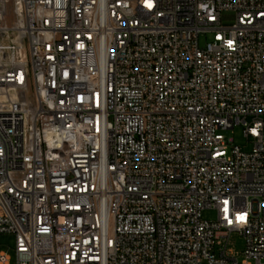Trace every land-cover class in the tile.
I'll use <instances>...</instances> for the list:
<instances>
[{"label": "built area", "instance_id": "built-area-1", "mask_svg": "<svg viewBox=\"0 0 264 264\" xmlns=\"http://www.w3.org/2000/svg\"><path fill=\"white\" fill-rule=\"evenodd\" d=\"M7 5L0 264H264V0Z\"/></svg>", "mask_w": 264, "mask_h": 264}, {"label": "rangeland", "instance_id": "rangeland-1", "mask_svg": "<svg viewBox=\"0 0 264 264\" xmlns=\"http://www.w3.org/2000/svg\"><path fill=\"white\" fill-rule=\"evenodd\" d=\"M15 2L16 0H8L7 12L8 19L10 21L15 20ZM227 20H232V17H227ZM211 36L209 40H211ZM202 45H205V40L203 39ZM227 142L232 146H239L245 152H250L252 150L253 144L247 140L244 135V129L241 126H237L234 130L224 132ZM231 140L233 142L231 143ZM218 218L217 212L215 210H206L203 212V219L209 222H215ZM15 249V238L9 235H0V253L8 252L11 255L14 254ZM229 250H231L235 257L242 262L245 259L244 252L246 250V244L244 238L239 233H234L230 238Z\"/></svg>", "mask_w": 264, "mask_h": 264}, {"label": "snow or ice", "instance_id": "snow-or-ice-1", "mask_svg": "<svg viewBox=\"0 0 264 264\" xmlns=\"http://www.w3.org/2000/svg\"><path fill=\"white\" fill-rule=\"evenodd\" d=\"M147 6L148 7H151L152 5H151V3H149ZM238 219L243 220L244 219V216H240V217H238ZM229 223H231V221H229Z\"/></svg>", "mask_w": 264, "mask_h": 264}]
</instances>
